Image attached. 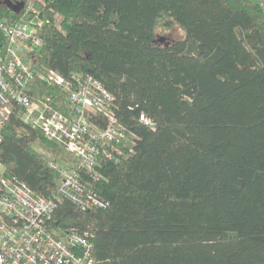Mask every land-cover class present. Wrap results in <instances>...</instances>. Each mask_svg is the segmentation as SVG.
Listing matches in <instances>:
<instances>
[{
    "label": "trees",
    "instance_id": "1",
    "mask_svg": "<svg viewBox=\"0 0 264 264\" xmlns=\"http://www.w3.org/2000/svg\"><path fill=\"white\" fill-rule=\"evenodd\" d=\"M46 25L26 93L67 113L44 76L89 77L113 99L126 141L81 181L102 206L59 196L73 163L24 121L2 127L0 177L55 201L48 230L89 233L95 264H264V6L251 0H0V24ZM183 37L161 44L158 25ZM7 41L0 27V58ZM144 115L151 125L141 120ZM89 120L106 125L95 110Z\"/></svg>",
    "mask_w": 264,
    "mask_h": 264
},
{
    "label": "built area",
    "instance_id": "2",
    "mask_svg": "<svg viewBox=\"0 0 264 264\" xmlns=\"http://www.w3.org/2000/svg\"><path fill=\"white\" fill-rule=\"evenodd\" d=\"M264 6V0H256ZM31 19L0 24L6 41L5 59L0 58V147L2 127L12 114L11 103L22 108L24 121L35 124L44 136L62 145L71 156L70 166L52 164L63 176L59 196L70 199L81 210L103 202L80 179L79 170H91L100 157L113 158L107 148L126 141V134L113 113L112 95L89 77L65 78L56 71L44 80L60 88L69 111L64 113L46 101L32 100L26 93L34 75L28 60L35 61L43 45L41 31L46 20L37 10ZM90 110L98 111L106 125L89 120ZM141 120L151 125L142 115ZM3 165L0 163V172ZM55 201L35 198L29 187L16 178L0 177V264H95L94 244L89 233L71 232L57 237L47 228L56 208Z\"/></svg>",
    "mask_w": 264,
    "mask_h": 264
},
{
    "label": "rangeland",
    "instance_id": "3",
    "mask_svg": "<svg viewBox=\"0 0 264 264\" xmlns=\"http://www.w3.org/2000/svg\"><path fill=\"white\" fill-rule=\"evenodd\" d=\"M255 1V0H251ZM183 37V32L177 26L166 27L164 21L158 25V41L161 44L177 40ZM163 39V40H162Z\"/></svg>",
    "mask_w": 264,
    "mask_h": 264
},
{
    "label": "water",
    "instance_id": "4",
    "mask_svg": "<svg viewBox=\"0 0 264 264\" xmlns=\"http://www.w3.org/2000/svg\"><path fill=\"white\" fill-rule=\"evenodd\" d=\"M163 40V39H162Z\"/></svg>",
    "mask_w": 264,
    "mask_h": 264
}]
</instances>
